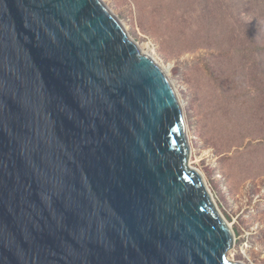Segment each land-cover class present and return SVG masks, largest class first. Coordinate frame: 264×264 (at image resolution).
<instances>
[{"label": "water", "instance_id": "1", "mask_svg": "<svg viewBox=\"0 0 264 264\" xmlns=\"http://www.w3.org/2000/svg\"><path fill=\"white\" fill-rule=\"evenodd\" d=\"M166 71L102 0H0V264H242Z\"/></svg>", "mask_w": 264, "mask_h": 264}, {"label": "rangeland", "instance_id": "2", "mask_svg": "<svg viewBox=\"0 0 264 264\" xmlns=\"http://www.w3.org/2000/svg\"><path fill=\"white\" fill-rule=\"evenodd\" d=\"M163 68L182 106L189 154L235 241L264 264V0H102Z\"/></svg>", "mask_w": 264, "mask_h": 264}, {"label": "bare ground", "instance_id": "3", "mask_svg": "<svg viewBox=\"0 0 264 264\" xmlns=\"http://www.w3.org/2000/svg\"><path fill=\"white\" fill-rule=\"evenodd\" d=\"M125 29V28H124ZM136 46H137V44H136ZM137 48H138V50L142 53V54H144V55H146V56H149L150 58H152L150 55H148L147 53H145V52H143V51H141V49L137 46ZM209 189V188H208ZM209 191H210V189H209ZM210 193H211V191H210ZM211 195H212V193H211ZM212 198H213V200H214V202H215V199H214V196L212 195ZM215 204H216V202H215ZM218 208V207H217ZM228 223V222H227ZM228 225L231 227V223H228ZM234 234V233H233ZM235 235V234H234Z\"/></svg>", "mask_w": 264, "mask_h": 264}, {"label": "built area", "instance_id": "4", "mask_svg": "<svg viewBox=\"0 0 264 264\" xmlns=\"http://www.w3.org/2000/svg\"><path fill=\"white\" fill-rule=\"evenodd\" d=\"M234 241H235V238H234Z\"/></svg>", "mask_w": 264, "mask_h": 264}]
</instances>
